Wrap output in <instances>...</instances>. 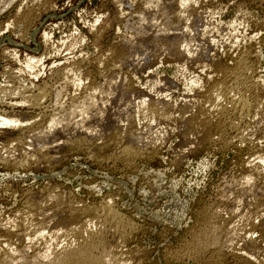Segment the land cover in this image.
Returning <instances> with one entry per match:
<instances>
[{"label":"rangeland","instance_id":"rangeland-1","mask_svg":"<svg viewBox=\"0 0 264 264\" xmlns=\"http://www.w3.org/2000/svg\"><path fill=\"white\" fill-rule=\"evenodd\" d=\"M182 1L14 0L1 12L0 122L6 117L19 124L0 123V222L25 216L36 228L39 214L31 208L52 215L55 204L45 199L71 193L85 206L110 203L133 221L135 229L120 245L122 260L140 253L138 264H208L182 254L203 223V209L212 208L219 223L235 230L233 247L237 243L236 253L231 247L215 264H253L242 259L243 251L264 258V244L254 252L250 244L264 240V177L247 188L241 180L264 156V0H188L183 8ZM179 14L186 23L170 25ZM220 90L248 102L247 123ZM203 113L215 126L229 116L240 120V131L209 135L194 125ZM53 120L60 121L54 130ZM77 123L90 131L84 134ZM131 124L134 144L144 151L130 162L109 158L112 136L123 139ZM38 134L46 140L39 145ZM82 136L96 147H75L72 140ZM42 144L45 159L19 165ZM31 194L44 201L31 206ZM52 216L46 230L67 235L72 219L60 223Z\"/></svg>","mask_w":264,"mask_h":264},{"label":"bare ground","instance_id":"bare-ground-1","mask_svg":"<svg viewBox=\"0 0 264 264\" xmlns=\"http://www.w3.org/2000/svg\"><path fill=\"white\" fill-rule=\"evenodd\" d=\"M171 1V0H170ZM14 2V0H0V3H3V8H1L0 9V14H1V12H3L4 11V9H6L7 7H9V6H11V4ZM188 0H183L181 3H182V8L184 7V6H187V4H188ZM14 4V3H13ZM160 3L158 2L157 3V5H159ZM162 5L163 4H161V8H160V10L161 11H163L162 10ZM160 6V5H159ZM158 7V6H157ZM179 10V9H178ZM160 11V12H161ZM191 11V10H190ZM163 12H165V11H163ZM163 12L161 13V14H163ZM177 13V12H176ZM179 13V12H178ZM178 13H177V16H178ZM172 16V15H171ZM171 16L170 17H168V19L170 18V19H174V18H171ZM176 16V15H175ZM179 19H176L177 20V22H174V20H172L173 22H170L169 24L171 25V23H174V24H176L175 26H177L178 24H180L181 22L183 23L184 21H185V19H181L182 17L180 16V14H179V17H178ZM184 18V17H183ZM186 18V17H185ZM187 19V18H186ZM181 21L180 23H178V21ZM188 20V19H187ZM186 20V21H187ZM170 20H168V22H169ZM178 23V24H177ZM184 23H186V22H184ZM183 25V24H182ZM174 26V25H173ZM172 26V27H173ZM179 26V25H178ZM180 27V26H179ZM179 27H178V29H179ZM186 27H187V25H186ZM169 28H171V26H169ZM183 28V31L182 32H184V25L180 28V29H182ZM177 29V28H176ZM187 29V28H186ZM167 31V30H166ZM170 31V30H169ZM180 31V30H179ZM168 32V31H167ZM184 34V33H183ZM186 35H188V34H186ZM192 36V35H191ZM168 37V36H167ZM175 37V36H174ZM170 38V37H169ZM173 39V38H172ZM183 39V38H182ZM166 40H168V39H166ZM170 40H171V38H170ZM172 42V41H171ZM187 43V42H186ZM189 43H190V41H189ZM182 44H184V43H182ZM184 46V45H183ZM190 45L189 44H186V46H185V48L188 50V48L190 49V47H189ZM187 50H186V52H187ZM189 51H191L192 52V50H189ZM184 52H185V50H184ZM189 53V52H188ZM192 54V53H191ZM30 60V59H29ZM38 60V59H37ZM36 61V60H35ZM242 70V69H241ZM241 73H242V71H240ZM239 72V73H240ZM249 72V71H248ZM232 76V75H231ZM242 76V75H241ZM240 78V74H239V76L237 75L235 78ZM245 77V76H244ZM241 79V78H240ZM243 80V79H242ZM242 80H240V81H242ZM246 83V82H245ZM227 83L225 82H223L221 85H219V87L220 88H223V90L226 88L225 86H227L226 85ZM236 84H237V82H236ZM218 87V88H219ZM229 88H231V87H229ZM221 91V92H223L224 93V95H225V97H224V95H223V100L225 99L228 103H230L231 104V109L230 110H232V106H233V110L231 111V112H236V113H238L239 112V115H240V113L242 114V115H245V116H243V117H240L239 116V118H240V120H242L243 121V123H247V119H246V115H248V114H246L247 112H248V108H249V104H248V102L247 101H245L244 99H242V97H240V99L238 98V99H236V98H234L233 97V95L231 96H229L228 95V93L226 94L225 93V91ZM229 89H228V87H227V91H228ZM231 91V90H230ZM229 91V93H231ZM219 92V91H218ZM217 92V93H218ZM238 92V91H237ZM240 93V92H239ZM218 94H220V93H218ZM221 96V95H220ZM218 98H219V96H218ZM213 101V100H212ZM216 102V101H215ZM144 103V102H143ZM148 103V102H147ZM227 103V104H228ZM129 104V103H128ZM132 104V103H131ZM142 104V103H141ZM133 105V104H132ZM140 105V104H139ZM204 105V104H203ZM260 105V104H259ZM142 106H145V104L144 105H142ZM148 106V105H147ZM146 106V107H147ZM229 106V105H228ZM139 107V106H138ZM137 107V108H138ZM222 107V106H221ZM142 108H144V107H142ZM217 108V107H216ZM223 108V107H222ZM222 108H220V109H222ZM226 108H227V106H226ZM225 107L222 109V113L223 112H225V111H227L228 112V109H226ZM229 108V107H228ZM126 109V108H125ZM140 109V108H139ZM147 109V108H146ZM145 109V110H146ZM151 109V108H150ZM153 109V108H152ZM219 109V110H220ZM208 110V109H207ZM210 110V109H209ZM149 111V110H148ZM155 111V113L154 114H156V109L154 110ZM154 111H150V112H154ZM133 112V111H132ZM135 112V111H134ZM146 112V111H145ZM149 112V113H150ZM202 112H204V110L202 111ZM207 112V111H206ZM230 112V111H229ZM144 113V112H143ZM201 113V112H200ZM220 113V112H219ZM124 114H127V113H124ZM161 114V113H160ZM231 114V113H230ZM162 115V114H161ZM166 115V114H165ZM203 116H204V113L202 114ZM221 115H223V114H221ZM228 115L229 114H227V113H225V115L224 116H226V117H228ZM235 115H237V114H235ZM241 115V116H242ZM136 116V115H135ZM197 117V121H195V122H197V123H194V125H195V127L197 128V126L196 125H198V127H200L199 129L201 130H204V131H206V132H208L207 134H209V135H212L213 133H216V134H218V135H220V136H223L225 133H227L226 131L227 130H231L233 133L235 132V130H236V132H239L240 130H238L237 131V128H236V126L237 125H239V121L240 120H238L237 122H232L231 121V117L229 116V121H231L230 123L231 124H227V122H226V120L223 122V124L222 125H220L221 123H222V121H221V123L219 124V126H218V124H216L217 126H215V125H213V123H212V120H210V115L208 116V113H207V116L209 117H207V116H204V118L205 119H202V120H200L199 121V119L200 118H202V116L200 117V115H196ZM224 116H222V117H224ZM131 117H132V115H131ZM130 117V119H128L129 120V122L130 123H135L134 121H136L137 122V120H134L133 118H131ZM134 117V116H133ZM152 117H153V115H152ZM164 117V116H163ZM200 117V118H199ZM235 117V116H234ZM78 118V117H77ZM134 118H138V117H134ZM153 118H156V117H153ZM161 118V117H160ZM199 118V119H198ZM233 118V117H232ZM237 118V117H236ZM54 119V118H53ZM223 119H225V118H223ZM233 119H235V118H233ZM155 120V119H154ZM194 120V119H193ZM215 121H216V119H214ZM228 121V120H227ZM228 121V122H229ZM236 121V120H235ZM245 121V122H244ZM81 122H83V121H81ZM85 122V121H84ZM101 122V121H100ZM128 122V121H127ZM128 122V123H129ZM1 124H3V125H6V126H14V125H16L17 126V124H19V122L15 119H10V118H1V122H0ZM59 123H60V121H59ZM58 122H57V120L55 121V120H53L52 121V123L51 122H49V125H50V127L51 126H56L57 124L60 126V124H59ZM130 123H129V125H130ZM216 123V122H215ZM237 123V124H236ZM44 124V123H43ZM54 124H56V125H54ZM61 124H63L64 125V123L62 122ZM131 124V125H132ZM48 125V126H49ZM57 125V126H58ZM66 125V124H65ZM76 125H78L80 128H82V129H80L81 130V132L83 131L84 132V128H86V132H88V131H90V129H89V127H88V129H87V126L86 125H84L83 123H80V124H75V126ZM133 125H135V124H133ZM133 125H132V128H130V129H128L129 131H127L128 132V134L122 139V137L121 138H114V136H112L113 138H112V140L110 141V143H109V147H110V150L109 149H107V150H105V151H107V153L108 152H110L111 154H109V158H111V157H114V158H120V159H122V160H124V161H127V162H130L131 160H133V158H135V157H138V156H140V154H142V151H144V150H140V149H138L137 148V146H136V144H134L135 143V140H136V138L138 137L137 135H135V134H137L136 133V131L137 130H134L133 129ZM140 125V124H139ZM246 126H247V124H245ZM69 126V125H68ZM74 126V128H78V126L77 127H75ZM86 126V127H85ZM136 126H137V124H136ZM240 126V125H239ZM49 127V128H50ZM70 127V126H69ZM238 127V126H237ZM52 128V127H51ZM62 128V127H61ZM68 128V127H67ZM136 128V127H135ZM151 128V127H150ZM240 128V127H239ZM238 128V129H239ZM48 129V128H47ZM53 129V128H52ZM54 129H56V127L54 128ZM53 129V130H54ZM66 129V128H65ZM198 129V128H197ZM48 130H50V129H48ZM47 130V131H48ZM52 131V130H51ZM79 131V130H78ZM108 131V130H107ZM194 131H196V130H194ZM230 131V132H231ZM242 131V130H241ZM50 132V131H49ZM86 132H84V134L86 133ZM93 131H91V133H92ZM111 132V131H110ZM114 132V131H113ZM203 132V131H202ZM57 133V132H56ZM64 133V132H63ZM98 133V132H97ZM79 134H80V131H79ZM87 134H89V133H87ZM92 134H94V133H92ZM91 134V135H92ZM113 134V133H112ZM142 134V133H141ZM240 134H241V132H240ZM239 134V135H240ZM83 135V134H82ZM90 135V134H89ZM88 135V136H89ZM114 135V134H113ZM117 135V134H116ZM238 135V134H237ZM87 136V137H88ZM118 136V135H117ZM231 136V135H230ZM233 136V135H232ZM231 136V137H232ZM235 136H236V133H235ZM234 136V137H235ZM69 137V136H68ZM78 137V136H77ZM85 138H86V136H84ZM83 136H82V138L80 137L78 140H77V138L75 139L76 141H73L72 140V142H74L73 144H74V146L75 147H82V146H87V149L88 148H94V147H96L92 142H94V141H89L88 140V138L90 139V137H88L86 140L85 139H83L84 138ZM116 137V136H115ZM240 137V136H239ZM245 138V137H244ZM234 139V138H233ZM35 140L38 142V144L34 141L33 143H35V144H37V145H39L40 143H44L46 140H45V136L42 134V135H40V134H38V135H36V138H35ZM109 140V139H108ZM139 140V139H138ZM146 140V139H145ZM242 140V139H241ZM222 141V140H221ZM234 141V140H233ZM244 141H246V139L244 140ZM99 142V141H98ZM33 143H31L32 145H35V144H33ZM69 143V142H68ZM72 144V145H73ZM138 144V143H137ZM31 145V146H32ZM37 145H35L36 146V148H37ZM43 145V147L42 148H39L40 146H38V149H33V151H34V153H35V155L33 156V154H32V156H29V158L26 156L24 159H18L19 161H20V163H19V161L17 162V163H19V165H21V164H23L24 162H35L36 160H34V159H37V160H41L43 157V159H45V156L46 155H44L43 153L45 152V153H47L46 151H44L43 152V149L45 148L44 146H46V144L44 145V144H42ZM107 145V144H106ZM34 147V146H33ZM47 147V146H46ZM98 147H99V145H98ZM108 147V148H109ZM35 148V147H34ZM103 149H104V147H102ZM144 148V147H143ZM96 149V148H95ZM100 149V148H99ZM102 149V150H103ZM147 150H149L148 148H146ZM101 150V151H102ZM36 151V152H35ZM88 151V150H87ZM112 151V152H111ZM102 153H106V152H102ZM106 153V154H107ZM115 153H118V156L117 157H115ZM147 153H149V152H147ZM30 154V153H29ZM107 154V155H108ZM24 155H26V154H24ZM28 155V154H27ZM98 155V154H97ZM263 155H264V153H263ZM48 156V155H47ZM142 156V155H141ZM262 156V155H261ZM20 157V156H19ZM49 158H50V155L48 156ZM53 157V156H52ZM55 157V156H54ZM108 157V156H107ZM260 157V156H259ZM258 157V158H259ZM20 158H22V157H20ZM105 158V157H104ZM257 158V157H256ZM256 158H254V159H256ZM4 159V158H3ZM42 159V160H43ZM47 159V158H46ZM260 161L261 162H259L258 163V161H257V163L255 162V160L253 161V162H251V163H254V164H252V165H248L249 166V170L247 171V173H246V175H245V177H244V175L243 176H241V178L243 177L244 178V180H243V178L241 179L242 181H243V183L245 184V186H246V188L248 187V186H250L249 184H252V182H257V181H259L260 182V180H262L263 179V177H264V156H262V157H260ZM7 160V159H6ZM39 160V161H40ZM253 160V159H252ZM11 161V160H10ZM10 161H6V162H10ZM14 162H16L15 160H13ZM48 161V160H47ZM3 162V161H2ZM13 162V163H14ZM117 162V161H116ZM4 163H5V161H4ZM25 163V164H26ZM35 163H37V162H35ZM250 163V164H251ZM11 164V163H10ZM30 164V163H29ZM247 164H249V163H246L245 165H247ZM129 165V164H128ZM17 167V166H16ZM246 167V166H245ZM264 180V179H263ZM242 181H240V182H242ZM239 182V183H240ZM262 182V181H261ZM242 183V184H243ZM263 183V182H262ZM257 184H259L258 182H257ZM240 185V184H239ZM254 184H252V186H253ZM241 186H243V185H241ZM263 186V185H262ZM251 188V187H250ZM251 189H253V188H251ZM245 190V189H244ZM213 191V190H212ZM248 191H249V189H248ZM59 193V192H58ZM57 193V196H53V195H50V197L51 196H53L52 198V200H51V198L50 197H48L49 199H50V201L48 202L47 200H48V198L47 199H45L46 201L45 202H43V203H51L52 201L54 202V204H55V209H56V211H58V215L54 212V214H56V215H54L53 213H52V211H54V210H51L52 208L51 207H49V209H50V212L52 213V215L53 216H56V217H59L58 218V220L60 219H64V218H66V217H69V218H71L72 219V222L73 223H71L70 225H71V227H68L69 229H67L66 227L68 226V224H66L65 226V228L67 229L65 232L67 233V235H66V240H64V242H63V240L62 239H60V236L63 238V236L65 237V235H63L62 236V232L60 233V235H59V233L57 232V231H53V232H48L46 229L49 227H47L46 228V226L47 225H50L51 223V221H50V216H52V215H46V214H44V212H43V210H42V212L43 213H41V209H40V211H39V209L37 208V206H36V204H38V203H40V202H38V201H44V200H42V198H44V197H42V196H38L39 197V199L36 197V194H35V197H36V199L38 200H36V199H34V196H33V194H31L32 196H33V198L32 199H29V201L28 202H30V205L32 206V202H33V200H36L37 202H35L34 201V203H36L35 204V208L33 209V207L31 208L30 206V208L32 209V210H35V211H38V216H34L35 215V213H34V215H32V216H34V218L36 217L37 219L35 220V221H37L36 222V225H34V226H38V227H33V224L32 223H30V220H29V222L27 223V218H25V221H24V217L23 218H18L17 220H16V218H15V220H13V219H11V220H9V218H8V221L6 220V222L4 223L2 220H1V222H0V264H126L125 263V261H126V258H127V260H128V257H130L129 256V253H128V256L124 259V260H122V257L125 255L124 253L125 252H123V249H121V243L132 233V231L135 229V226H134V223H132L133 221H131V219H129L126 215H123L121 212H119L116 208H114V207H112V206H110V205H112V204H108V203H104V204H99V205H93V206H85V205H82L79 201L78 202H76V200L72 197V196H69V195H67V193H66V195H61L60 193L58 194ZM249 193V192H248ZM40 194H43V195H45L44 193H41L40 192ZM53 194V193H52ZM55 194V193H54ZM65 194V193H64ZM250 194V193H249ZM253 194V193H252ZM30 195V196H31ZM60 195V196H59ZM31 196V197H32ZM47 196H49V194H47ZM47 196H45V197H47ZM55 197V198H54ZM243 198V197H242ZM222 199V198H221ZM238 199V198H237ZM52 202V203H53ZM254 202V201H253ZM33 203V204H34ZM46 203V204H47ZM234 203V202H233ZM28 204V203H27ZM45 204V205H46ZM54 204H50V205H54ZM81 204V205H80ZM238 204V203H237ZM39 205V204H38ZM44 205V204H43ZM43 205H41L42 207H43ZM49 205V204H48ZM231 205V204H230ZM41 206H39V207H41ZM221 206V205H220ZM28 207V208H29ZM41 207V208H42ZM214 207V206H213ZM260 207V206H259ZM29 208V209H30ZM53 208H54V206H53ZM209 208V206L207 207V209ZM211 208V207H210ZM230 208V207H229ZM30 209V210H31ZM43 209H45V208H43ZM46 209H48V208H46ZM212 209V208H211ZM211 209H210V211H211ZM217 209V208H216ZM219 209V208H218ZM222 209V208H221ZM231 209V208H230ZM235 209V208H234ZM240 209H241V207H240ZM206 210V208H204L203 209V212L205 213V212H207L206 214H205V216L203 217L204 219H203V223H201V222H199V225L196 227V230L194 231V233L192 232V238H191V241L190 242H186L187 244H185L184 245V250H183V254H182V252H181V254H182V256L183 257H188L189 259L190 258H193V259H195V260H197V261H199V262H205V263H210V264H215V263H217V262H220V261H224V258L226 257V254L228 253H230V252H228V250H230L231 249V247H233V236H234V233H235V230L232 228V227H229V226H225V224L224 225H222L221 223H223L222 221H221V223H219L218 221L219 220H216V217H218L217 215H216V217H215V215L213 214V215H211L209 212V209L207 210V211H205ZM224 210V209H223ZM226 210H228V209H226ZM247 210V209H246ZM49 211V210H48ZM212 211H214V210H212ZM217 211V210H216ZM229 211V210H228ZM230 211H232V210H230ZM229 211V212H230ZM236 211H238V210H235V212ZM259 211V210H258ZM30 212V211H29ZM28 212V213H29ZM202 212V213H203ZM220 212V211H219ZM227 212V211H226ZM235 212H233L232 211V213H231V215H234V213ZM45 213H46V211H45ZM203 213V214H204ZM215 213V212H214ZM246 213V212H245ZM261 213V212H260ZM16 214V213H15ZM18 214V213H17ZM22 214V213H21ZM237 214V213H236ZM243 214V213H242ZM241 214V215H242ZM247 214V213H246ZM26 215H27V213H26ZM30 216H31V214H29ZM28 215V216H29ZM37 215V214H36ZM240 215V218L242 219V220H246V218H247V216L245 215V217H244V215L243 216H241ZM259 215V214H258ZM262 215V214H261ZM49 216V217H48ZM52 216V217H53ZM252 216V215H251ZM260 216V215H259ZM244 219H243V218ZM264 217V216H263ZM11 218V217H10ZM30 218V217H29ZM53 218H55V217H53ZM228 218H230L231 219V217H228ZM23 219V220H22ZM55 219H57V218H55ZM54 219V220H55ZM220 219V218H219ZM52 220V219H51ZM60 220H59V222H60ZM66 221L67 220H69L68 218L67 219H65ZM64 220V221H65ZM223 220V219H222ZM240 220V219H239ZM241 220V221H242ZM253 220V219H252ZM34 221V222H35ZM231 221V220H230ZM251 221V220H250ZM31 222H33V220H31ZM49 222V224H47ZM54 222V221H53ZM57 223H58V221H56ZM56 222H54V223H56ZM63 222V221H62ZM62 222H60V223H62ZM71 222V221H70ZM225 222V221H224ZM253 222V221H252ZM53 223V224H54ZM232 223V222H231ZM240 223V222H239ZM59 224V223H58ZM228 225H229V223H227ZM57 225V224H56ZM61 225V224H60ZM64 224H62L61 225V227L63 226ZM197 225V224H196ZM233 225V224H232ZM237 225V224H236ZM244 225V224H243ZM246 225V224H245ZM58 226V225H57ZM231 226V225H230ZM252 226V225H251ZM33 227V229H37L38 231L36 232L35 230H33V231H35L36 233H38V235L36 236L35 235V233L33 234H31V228ZM240 227V226H239ZM56 228V227H55ZM58 228V227H57ZM56 228V229H57ZM65 228H61V230H65ZM195 228V227H194ZM193 228V229H194ZM235 228V227H234ZM238 228V227H237ZM249 228V227H248ZM53 230H54V228H52ZM55 229V230H56ZM58 229H60V228H58ZM57 229V230H58ZM50 230H51V228H50ZM61 230H58V231H61ZM237 230V229H236ZM252 230V229H251ZM52 231V230H51ZM254 231V230H253ZM46 232H48V233H46ZM64 231H63V233H65ZM134 233V232H133ZM263 234V233H262ZM249 235V234H248ZM247 234H246V238H248L249 236H248ZM251 235V234H250ZM254 235V234H253ZM46 236H48L49 237V241L48 240H45L46 239ZM190 236V235H189ZM245 236V235H244ZM262 236V235H261ZM130 237V236H129ZM39 239H40V242H39ZM60 239V240H59ZM251 238L249 237V240H250ZM255 239V238H254ZM264 239V238H263ZM38 240V241H37ZM43 240H45V241H43ZM62 240V242H60ZM253 240V239H252ZM251 240V247L253 248V252H254V249H257L258 248V245H260V243H262V245L264 244L263 242H264V240H262V239H256V240H254V241H252ZM260 242H259V241ZM125 242V241H124ZM123 242V243H124ZM235 244V243H234ZM237 244V243H236ZM235 244V245H236ZM43 245H44V247H43ZM235 245H234V247H235ZM183 247V246H182ZM234 247L232 248L233 249V251L234 250H236V249H234ZM248 247H249V245H248ZM263 247V246H262ZM123 248V247H122ZM251 248V249H252ZM183 249V248H182ZM261 249V248H260ZM259 250V249H258ZM263 250V249H262ZM261 250V251H262ZM125 251V250H124ZM232 251V252H233ZM243 251V250H242ZM130 252V251H129ZM173 252H175V251H173ZM231 252V253H232ZM239 252V251H238ZM237 252V254H240V253H238ZM240 252H241V250H240ZM252 252V251H251ZM250 252V253H251ZM252 252V253H253ZM260 252V251H259ZM259 252H257L256 251V253L258 254ZM133 253V252H132ZM135 253H136V251H135ZM139 253V252H138ZM234 253H236V251H234ZM243 253V256L244 257H242V259L243 258H245L246 259V262L247 261H249V263H253V264H264V258L262 259L261 258V256L259 255V256H255V255H253V254H255V253H253L252 255L251 254H249L248 252H247V254H246V252L244 253V251L242 252ZM242 253H241V255H242ZM130 254H131V252H130ZM260 254H262L261 252H260ZM139 255H140V253H139ZM139 255L137 254H134L133 253V255H132V257L130 258L131 260H128V261H133L135 264H138L140 261V259H139ZM231 255V254H230ZM180 256V255H179ZM254 256V257H253ZM175 257V256H174ZM228 257V256H227ZM226 257V258H227ZM124 258V257H123ZM238 258V257H237ZM142 261V260H141ZM244 261V260H243ZM127 262V261H126ZM131 262L130 263H128V264H131ZM141 264V263H140Z\"/></svg>","mask_w":264,"mask_h":264}]
</instances>
